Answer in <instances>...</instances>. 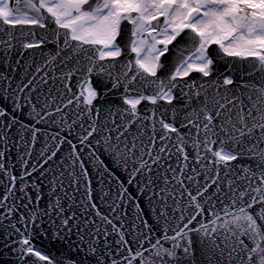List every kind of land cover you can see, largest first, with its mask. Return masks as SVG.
I'll use <instances>...</instances> for the list:
<instances>
[{
  "label": "snow or ice",
  "instance_id": "1",
  "mask_svg": "<svg viewBox=\"0 0 264 264\" xmlns=\"http://www.w3.org/2000/svg\"><path fill=\"white\" fill-rule=\"evenodd\" d=\"M0 255L264 264V0H0Z\"/></svg>",
  "mask_w": 264,
  "mask_h": 264
},
{
  "label": "water",
  "instance_id": "2",
  "mask_svg": "<svg viewBox=\"0 0 264 264\" xmlns=\"http://www.w3.org/2000/svg\"><path fill=\"white\" fill-rule=\"evenodd\" d=\"M25 60L27 62H31L27 55L25 56ZM19 116H21L24 120L25 123L28 122V116H27V112L25 111L24 113H18ZM59 119V118H57ZM35 123V121H33ZM69 124L71 123V121L68 122ZM37 127H40L42 132L45 134V135H41L38 139V143H37V146H36V152L38 153L41 149V147H43V144H44V140H45V136L46 135H56L57 133L60 134V136H68V138L70 139H73V142L75 143L76 140H75V136L78 134L79 132V128H76L72 131V134L71 136L68 135V132H69V129H68V125H64L63 128H61L59 125H56V124H49L48 126H45V125H37ZM68 153H69V147L67 144H64L62 146V151L60 153H58V157L60 159H63L64 157L68 156ZM85 159H87V156H85ZM101 159L105 160V163H109V161L105 158V157H101ZM32 163H35V160L32 161ZM86 166L90 169V178L92 179V187H93V199L96 201L97 205L100 207L101 211L104 212V213H108V204L111 203V201H105V202H102L101 199H100V184L97 183V181L99 180V176L97 175L96 171H95V168H93L92 164L91 163H88L86 164ZM17 173L19 174L20 172V168L17 167L16 169ZM118 174L122 175V178L123 179H127V176L126 174H123V173H120L118 171ZM33 180L36 179V176L34 175L32 177ZM44 184H47V181H43ZM127 186V185H126ZM115 188H116V185L113 184L112 185V189H113V196H115ZM104 190L107 191L108 190V186H107V183H105L104 185ZM133 190H134V187H133ZM47 188H45V193H47ZM83 194V185L81 186V193L79 195L82 196ZM46 201H42L41 203H45ZM141 208L143 209V212L141 213V215L143 216V218L145 219H149V221L151 222L152 221V216H153V213L151 212L150 208H149V205L147 204V200L145 199L144 202L141 204ZM128 211V214L129 216H134L135 215V208H132L130 210H127ZM136 223H139V221H136ZM41 241H46V244L47 246L51 247L52 250H50L53 254H58L59 251H64L65 250V247H62L64 246L63 242L61 241H56L54 239H51V238H48V239H38L36 241V244L38 247H41ZM55 247H57L55 249Z\"/></svg>",
  "mask_w": 264,
  "mask_h": 264
}]
</instances>
